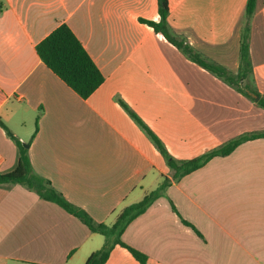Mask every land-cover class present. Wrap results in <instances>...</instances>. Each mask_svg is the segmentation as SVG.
<instances>
[{
	"label": "crops",
	"instance_id": "0c3cea01",
	"mask_svg": "<svg viewBox=\"0 0 264 264\" xmlns=\"http://www.w3.org/2000/svg\"><path fill=\"white\" fill-rule=\"evenodd\" d=\"M1 1L0 173L17 167V139L35 175L107 226L166 181L122 235L148 264H264V138L178 179L168 159L186 162L264 133L260 97L238 92L143 23L160 21L158 0ZM168 2L170 32L237 74L248 0ZM61 24L104 75L87 99L37 53ZM250 55L264 97V0H256ZM105 240L26 184H0V264H86ZM106 264L140 263L117 245Z\"/></svg>",
	"mask_w": 264,
	"mask_h": 264
},
{
	"label": "trees",
	"instance_id": "16d2710c",
	"mask_svg": "<svg viewBox=\"0 0 264 264\" xmlns=\"http://www.w3.org/2000/svg\"><path fill=\"white\" fill-rule=\"evenodd\" d=\"M158 5L160 21L155 22L141 19L143 23L152 27L155 32L162 33L170 43L180 49L191 61L213 73L238 92L253 101H255L256 96H259L260 99L257 101V104L264 108V97L260 95L253 83L254 69L250 55V33L256 9V0H248L247 2L245 23L242 32L240 64L237 74H234L225 67L208 60L186 42V40L174 36L169 29L168 18L170 15V8L168 0H158ZM2 9L3 3L0 0V11H2ZM36 50L45 65L68 87L84 99L90 97V95L104 83L105 78L103 73L87 52L79 38L67 24H61L58 26L37 45ZM151 135L154 137L158 148L162 153L166 154L165 148L160 140L152 133ZM256 138H264V133L242 135L227 142L217 150L186 162L178 163L175 160L168 158L169 165L176 171L175 179H178L201 168L213 157L227 156L242 143ZM15 141L20 153L19 163L12 172L4 174L0 173V184H26L46 201L60 205L70 214L77 217L82 223L88 226L92 232L104 235L106 239L104 246L93 252L87 259L86 264H106L112 250L117 245L127 249L140 264H148V256L126 244L122 240V235L126 228L135 219L144 214L147 209L162 196L164 189L167 187L166 181L157 190L147 194L141 201L124 208L116 222L112 226H107L95 222L84 210L67 201L58 191L50 186L49 182H46L41 177L35 175L32 171L28 150L19 140L15 139ZM184 222L189 225L187 221L184 220Z\"/></svg>",
	"mask_w": 264,
	"mask_h": 264
},
{
	"label": "water",
	"instance_id": "95a60500",
	"mask_svg": "<svg viewBox=\"0 0 264 264\" xmlns=\"http://www.w3.org/2000/svg\"><path fill=\"white\" fill-rule=\"evenodd\" d=\"M257 100L259 99V97L257 96V98H256ZM24 146L27 148L28 146L26 145V144H24Z\"/></svg>",
	"mask_w": 264,
	"mask_h": 264
}]
</instances>
